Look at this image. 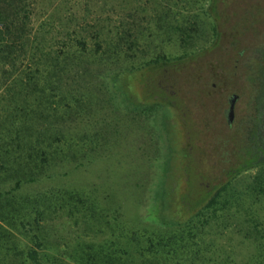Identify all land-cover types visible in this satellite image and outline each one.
Returning <instances> with one entry per match:
<instances>
[{
	"label": "rangeland",
	"instance_id": "rangeland-1",
	"mask_svg": "<svg viewBox=\"0 0 264 264\" xmlns=\"http://www.w3.org/2000/svg\"><path fill=\"white\" fill-rule=\"evenodd\" d=\"M210 1L1 0L16 30L0 65V127L9 106L21 125L46 107H63L68 121L53 122L34 180L17 184L1 169L0 264H264V168L240 174L188 224L151 217L164 138L174 157L163 170L174 180L167 196L185 216L247 144L264 0H217L218 36ZM104 42L121 45L118 59ZM164 58L174 62L146 66ZM122 68H135L119 82L130 100L106 80Z\"/></svg>",
	"mask_w": 264,
	"mask_h": 264
},
{
	"label": "trees",
	"instance_id": "trees-1",
	"mask_svg": "<svg viewBox=\"0 0 264 264\" xmlns=\"http://www.w3.org/2000/svg\"><path fill=\"white\" fill-rule=\"evenodd\" d=\"M216 1L217 0L210 1L209 5L206 7V13L214 19V31L218 36L220 12ZM9 5L13 6L12 4ZM1 9L2 8L0 7V24L3 23V26L0 28V65L4 64L5 60L8 58L7 52L13 51L15 48L14 42H12V35L16 30V23H14V21L10 22V16L4 15L3 10ZM104 43L107 45V49H103V52H105L106 55H109V57L114 58L115 56V59H118V52L120 50L118 46L121 45L115 44V42ZM98 45L99 49L103 48L102 43H98ZM129 47L131 46H127L126 49ZM262 54L263 56H261V58L264 64V52H262ZM182 59L183 57L177 58L179 62L182 61ZM173 62L174 60H170L168 58H164L163 61L156 59L148 62L146 66H167ZM144 67L141 68L143 69ZM141 68L139 67V69ZM131 69L135 68H130V70ZM130 70H126L125 68L111 70L106 75L108 86L113 93L116 95L120 93L128 100H130V96L125 89H120L119 82L122 78V73ZM18 77L14 80L12 86L15 85V87H18L19 84L22 83L21 80V82L18 81ZM251 85L254 88V95L250 101L252 107L247 120V144L236 155V162H234L225 171V180L214 185L211 189L201 193L204 197L203 203L196 206V208L193 207L194 209L187 206L185 209V211L188 212L187 216L181 215L177 206L172 207L170 198L167 196L170 193L174 180L173 177L169 175L168 170L165 172L163 170L167 164L169 166L173 162L174 157L172 152V138L169 136L164 138L163 145L165 154L163 166L154 192V201L151 208V217L155 222L164 226H182L188 224L193 220V218L200 216L204 210H210L216 207L219 203V199L222 197V194L240 174L253 169L264 168V70L263 75L261 74L252 77ZM15 95L16 92L11 93L12 97ZM41 98L42 95L39 93V102ZM71 105L69 107H72ZM167 111V107H161L157 118L160 120L159 128L164 134L169 135L167 131L168 122L166 121ZM4 114L5 121L2 127H0V129H2L0 132V152L4 154L5 161L0 160V172H2L1 169H4L8 173L7 177H5L6 179L13 176V173H16L18 176L17 184H21L25 180H34L37 171L43 167V164L39 165L37 163L36 156L39 154L47 156L50 149V144L48 143L49 138H47V135H49L51 131L53 122L56 121L57 123L59 121H68L65 118L64 109L63 107H57L55 109H49L46 107L45 109H40L38 113H36V110L31 109L30 115H32V118H35L37 122L34 121V123H24L22 125L12 120L15 112L10 106L8 109L6 108ZM47 146L48 148L45 149ZM172 200L174 201L173 197ZM30 257L33 261H38V254L35 250L30 252Z\"/></svg>",
	"mask_w": 264,
	"mask_h": 264
},
{
	"label": "water",
	"instance_id": "water-1",
	"mask_svg": "<svg viewBox=\"0 0 264 264\" xmlns=\"http://www.w3.org/2000/svg\"><path fill=\"white\" fill-rule=\"evenodd\" d=\"M235 101H236V97L232 100L231 104H230V107H229V110L227 111V120H228V123L231 124L233 122V119H234V116H235V113H234V108H235Z\"/></svg>",
	"mask_w": 264,
	"mask_h": 264
}]
</instances>
